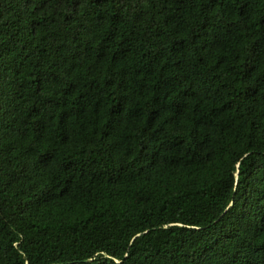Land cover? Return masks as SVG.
I'll use <instances>...</instances> for the list:
<instances>
[{
  "label": "trees",
  "instance_id": "16d2710c",
  "mask_svg": "<svg viewBox=\"0 0 264 264\" xmlns=\"http://www.w3.org/2000/svg\"><path fill=\"white\" fill-rule=\"evenodd\" d=\"M0 264H264V0H0Z\"/></svg>",
  "mask_w": 264,
  "mask_h": 264
}]
</instances>
